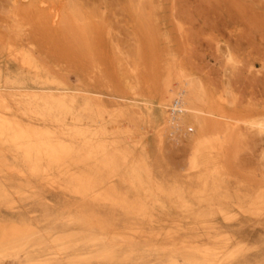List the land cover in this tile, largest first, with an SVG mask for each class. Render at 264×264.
I'll use <instances>...</instances> for the list:
<instances>
[{
  "label": "rangeland",
  "instance_id": "rangeland-1",
  "mask_svg": "<svg viewBox=\"0 0 264 264\" xmlns=\"http://www.w3.org/2000/svg\"><path fill=\"white\" fill-rule=\"evenodd\" d=\"M262 93L264 0H0V264H264Z\"/></svg>",
  "mask_w": 264,
  "mask_h": 264
},
{
  "label": "bare ground",
  "instance_id": "bare-ground-1",
  "mask_svg": "<svg viewBox=\"0 0 264 264\" xmlns=\"http://www.w3.org/2000/svg\"><path fill=\"white\" fill-rule=\"evenodd\" d=\"M181 76V75H180ZM183 78V77H182ZM177 79V78H176ZM178 81H180V80H178ZM188 81V80H187ZM166 83H167V81H166ZM179 83V82H178ZM182 81H181V83H179V84H181L180 86L178 85L177 87H179V89H180V87L182 86ZM188 84L190 83V82H187ZM186 83V84H187ZM176 84V83H175ZM193 84V83H192ZM168 86H169V83L167 84ZM185 85V84H184ZM165 87V88H163L162 89V97H161V101H163V103H166V102H168V99L171 97V96H175V99L174 100H178L179 102H180V106H179V112H178V114L176 115V117L174 118V120L170 123V121L167 119V123H169V124H171L170 126H168L169 127V129H171V130H173V129H175V128H177L178 127V124H177V122H176V118L178 119V116L181 114V116L184 114V113H187L186 111H190V109H191V106H194L193 105V101L195 100V98L197 97V94H194L196 97L195 98H193L192 99V96L193 95H191L192 94V89H190L191 87V85L189 86L190 88H189V91H191L190 93H187L188 91H187V87H188V85H186V86H182V88L180 89V90H182L183 89V87H186V91H185V89H184V91L183 92H186V94L185 95H187L185 98H186V100H182L181 99V97H184V94L182 95V94H179V95H182V96H180V97H177L176 98V95H175V90H172V91H174L173 93H171V90H169L170 89V86L169 87ZM194 87V86H193ZM176 88V87H175ZM177 89V88H176ZM196 89V88H195ZM161 91V90H160ZM177 91V90H176ZM181 92V91H180ZM180 92H178V93H180ZM196 92H197V90H196ZM160 94V93H159ZM262 94H264V93H262ZM188 95H191V97L190 96H188ZM194 97V96H193ZM173 101V100H172ZM172 101H171V103H172ZM170 103V104H171ZM195 107V106H194ZM194 107H193V109H194ZM162 109V108H161ZM249 109V108H248ZM247 109V110H248ZM235 110V109H234ZM227 111L228 110H226V112H224V111H221V110H219V111H217V112H219V113H221V116H217V117H221V119L222 118H224V119H222V121H224L225 119H227V120H229L227 117L228 116H226V115H228L227 114ZM230 111H232V110H230ZM192 112V111H191ZM241 112V111H240ZM247 112V111H246ZM250 112V111H249ZM248 112V113H249ZM211 113V112H210ZM213 113V114H212ZM211 114L212 115H215V112H212ZM242 113V112H241ZM251 114H253L254 112H250ZM251 114L249 115V118H250V116H251ZM234 116H235V113L233 114ZM254 118L255 117H262L263 119H264V107H262L259 111H256L254 114ZM188 115L186 114V117L184 116V119L183 118H179L178 120L179 121H181L182 123L183 122H188L189 123V121H190V119L192 120V119H194V118H191V115H190V119H189V117H187ZM195 116V115H194ZM231 115H229V117H230ZM243 116V115H242ZM241 116V117H242ZM246 116V115H245ZM244 116V117H245ZM248 117V116H247ZM251 117H253V116H251ZM236 118H239V116H237ZM247 119V118H246ZM185 120V121H184ZM178 121V122H179ZM218 121V120H217ZM191 122V121H190ZM209 123H207L206 124V127L205 128H203V130L204 131H206V132H208V131H213L214 129H216L217 128V126L219 125V124H221V122L219 121V123H215L216 122V120L215 121H213V120H211V121H208ZM211 122H213V123H211ZM27 123V122H26ZM253 123V122H252ZM184 124V123H183ZM186 124V123H185ZM205 124V123H204ZM230 124V123H229ZM228 123H226L225 122V124H221L220 125V127H218V128H221V129H223L224 131H223V133H226V134H228L227 136H229V134H232L233 132V130L234 129H232V128H230V125H229ZM166 125V124H165ZM223 125V126H222ZM250 125V124H249ZM200 126H202V125H200ZM203 126H205V125H203ZM253 126H256L257 128H258V133H259V135L260 134H262V133H264V121L262 120V122H258V123H255L254 122V124H253ZM235 127H237V126H235ZM234 127V128H235ZM247 129V128H246ZM255 129V128H254ZM200 131V130H199ZM241 129H240V133H241ZM202 132V131H201ZM198 135H199V133H197ZM205 134H207V133H205ZM216 134V133H215ZM220 134V133H219ZM257 135V134H256ZM264 135V134H263ZM204 136V135H203ZM223 137H224V135H222ZM233 138H234V135L232 134L231 135ZM249 136V135H248ZM261 136V135H260ZM232 138V139H233ZM253 139V138H252ZM234 140H235V138H234ZM216 141V140H215ZM223 141H225V139H223ZM191 142V141H190ZM206 143V142H205ZM207 144V143H206ZM210 146V145H209ZM213 146V145H212ZM221 146V145H220ZM207 146L204 144V142H201L200 140L199 141H197L196 142V144H195V148H196V150L197 151H200L201 149H205ZM218 148V147H217ZM219 149V148H218ZM208 151V150H207ZM213 151V150H212ZM200 153V152H199ZM200 156H202V155H200ZM124 203V202H123ZM14 236H16V235H14ZM28 237L29 236H16V237H13L12 239H10V240H8V241H1L0 242V255L5 251V250H7V249H17V248H19V247H21L26 241H27V239H28ZM42 239V238H41ZM31 241V240H30ZM10 251H12V250H10ZM83 252V251H82ZM2 257H3V255H2ZM115 257V256H114ZM104 258H106L105 256H104ZM174 258V257H173ZM14 259H16V258H14ZM126 259V258H125ZM129 259V258H128ZM130 259H131V257H130ZM105 260V259H104ZM103 261V260H102ZM115 261V260H114ZM126 261V260H125ZM112 262V261H111ZM174 262V261H173ZM27 264V263H26Z\"/></svg>",
  "mask_w": 264,
  "mask_h": 264
},
{
  "label": "built area",
  "instance_id": "built-area-1",
  "mask_svg": "<svg viewBox=\"0 0 264 264\" xmlns=\"http://www.w3.org/2000/svg\"><path fill=\"white\" fill-rule=\"evenodd\" d=\"M175 97L172 99V103L166 108V116L168 118V120H170V122H172L174 120V118L176 117V115L179 112V106H180V102L178 100H174ZM178 128V127H177ZM177 128L171 130L168 129L171 133H173V131L177 130Z\"/></svg>",
  "mask_w": 264,
  "mask_h": 264
}]
</instances>
